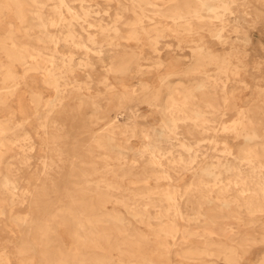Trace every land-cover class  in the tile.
<instances>
[{
  "label": "bare ground",
  "instance_id": "6f19581e",
  "mask_svg": "<svg viewBox=\"0 0 264 264\" xmlns=\"http://www.w3.org/2000/svg\"><path fill=\"white\" fill-rule=\"evenodd\" d=\"M256 3L0 0V236L15 233L10 218L26 236H15L18 261L0 245V264L34 262V227L56 247L47 264L116 251L118 264H243L264 247V84L248 106L239 95L253 87ZM229 109L233 123L213 128ZM58 212L72 234L57 231ZM85 227L115 239L114 254L92 247L90 258Z\"/></svg>",
  "mask_w": 264,
  "mask_h": 264
},
{
  "label": "rangeland",
  "instance_id": "374dc122",
  "mask_svg": "<svg viewBox=\"0 0 264 264\" xmlns=\"http://www.w3.org/2000/svg\"><path fill=\"white\" fill-rule=\"evenodd\" d=\"M252 1L254 3H256L255 0H252ZM102 2H104V1L100 2L101 6L100 7H96V10H100L102 12V15L104 14L106 16H107V13L105 12V10H109L108 11L109 15L114 14L113 8H109L107 6V3H105V2L102 3ZM256 4L259 5V6H262L261 7L262 11H264V6H263L264 4H261L259 2L256 3ZM248 17L251 18V16H248ZM249 33H250V35L253 38V42L251 43L250 46L247 47L248 50H249V54H250L249 57H248L247 65L249 67H252V68L254 67V68L248 73V75L246 76V79L250 82V84L253 87L249 88L247 90L245 89L246 91L241 89L242 92L239 95L241 96L243 102H241L240 104L241 105H245V106H248L249 104H251L250 102H252V100L257 98V93L255 91V87L256 86H254V85H256L258 82H261V84H264V21L261 22V23H257L254 26L249 27ZM169 40H171L174 44H177V40H175L174 38H170ZM187 50H188L187 54H189L190 53L189 49H187ZM257 66H261V71L260 72L255 68ZM206 70L214 72L216 70V66H213V65L212 66H208L206 68ZM262 98L264 100V94L262 95ZM245 99H246V101H245ZM261 104H262L261 106L264 107V101L261 102ZM141 108L144 111L147 109L145 106H141ZM236 117H237V113L233 109H231V110L229 109V110H227V116H225L221 120L216 121L213 124V128L216 127L217 125H218V128H220L221 123H224V124H227V125L232 124L233 121L236 119ZM257 119L264 123V115L263 114H257ZM214 135H215L214 130H211L207 134H199V133H197L196 134V138L197 139H201V138H203L205 136L206 137H211V136H214ZM227 137L228 136L224 135V134L220 135L221 139H226ZM230 138H232V137H230ZM32 188L30 186H27V185L25 186V185L21 184V190L20 191L21 192L22 191L23 192L24 191H29ZM103 202L109 203L110 201L109 200H104ZM57 203H58L57 205H59L60 204V200H58ZM111 205L112 204H109V207H111ZM55 206L56 205H53V206H51L48 209L49 214L52 213L55 210ZM54 213L56 214V211ZM48 218H49V216H48ZM55 218H56L55 223H56L57 231H60V229H63L62 232L64 233L65 232L64 229H66L68 234H72L73 233V231L75 229V225L72 224V220H71L70 216H68L67 214H65L63 212H58ZM10 219H9V221H7V222H5L3 224H4V226L5 225H7V226L9 225L10 228L12 227V230L15 231V233L6 234V233L3 232L1 234V236H0V245H1V247L5 248L6 252L10 253L11 255H15L14 256L15 259L18 261V257H16L17 256L16 253H17V246L20 244V242H16L15 238H17V237H15V236L19 235V239H18L19 241L20 240L22 241L24 239V237H26V236L24 235L23 232H20L19 228L16 226V223L13 222V219L12 218H10ZM155 224L156 225H160V222L159 221H155ZM261 224H262V222L257 223L258 228H261ZM91 231H92L91 227H85L84 229H82L80 231L83 234L84 239L86 240L85 241V244H86L85 245L86 246L85 249H86V253L89 254L90 258L94 257V255L91 254L92 247L100 249L101 250V256H102V252L103 251H106V253L110 254V255L114 254V252L112 251L110 245H114L115 244L114 242L116 240L114 239L113 242H112L113 244H112V243L108 242L106 238L103 239V238H100L98 236L97 237L96 236H91ZM19 233H21V234H19ZM147 233H151V231L149 232L148 229L142 231V234L144 235L142 237H145V234H147ZM28 236L31 237L32 241H34L36 244H35V248L33 249V252H32V254H33L32 258H33L34 262H31V261H28V260L26 262H30L29 264H35V263L47 264V262L43 261V258H45L47 255L53 256L55 254L56 247L54 245H52V246H42L40 244V238L37 237L38 233H37L36 227H34L33 230L30 231V233H28ZM66 239L69 242L71 241V239L68 236H66ZM140 239H142V238H139V240ZM152 239H156V238L154 236H152L151 237V241H152ZM10 241H12V242H10ZM13 242H15V243H13ZM132 242L133 241L131 239L126 238V237H121L120 240H119L120 245L122 247H124V248H126L129 245L131 246ZM114 246H116V245H114ZM150 248L152 250L155 249V247L153 245H150ZM263 251H264V247L263 246H259V247L253 248L250 251V253L246 256V259L244 260L243 264H256V262L259 259V255ZM115 255H117V258H115L114 261H104L103 264H118V256L119 255H118L117 251L115 252ZM172 257L176 260L175 253L172 254ZM22 258H24V256L20 257L19 259L21 260ZM124 258H125L124 259V263L125 264H141V262L139 261L138 258H132V257H124ZM95 260L97 262L96 264H102V262L100 260H98V259H95ZM14 264H18V263L14 262ZM145 264H153V263H145Z\"/></svg>",
  "mask_w": 264,
  "mask_h": 264
}]
</instances>
